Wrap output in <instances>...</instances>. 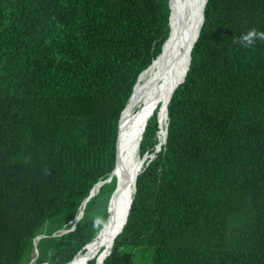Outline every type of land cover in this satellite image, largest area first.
Wrapping results in <instances>:
<instances>
[{
    "label": "trees",
    "instance_id": "obj_1",
    "mask_svg": "<svg viewBox=\"0 0 264 264\" xmlns=\"http://www.w3.org/2000/svg\"><path fill=\"white\" fill-rule=\"evenodd\" d=\"M171 6L0 0V264L35 248L33 264H67L105 225L114 177L71 229L115 167L121 113ZM253 29L264 0L206 1L165 143L156 151V109L138 147L153 157L102 264H264V39L241 42Z\"/></svg>",
    "mask_w": 264,
    "mask_h": 264
},
{
    "label": "bare ground",
    "instance_id": "obj_2",
    "mask_svg": "<svg viewBox=\"0 0 264 264\" xmlns=\"http://www.w3.org/2000/svg\"><path fill=\"white\" fill-rule=\"evenodd\" d=\"M204 2L172 0L168 38L160 54L139 75L119 119L116 162L109 180L115 178V188L108 203V218L85 250L67 264H86L89 260L102 264L123 228L134 194L136 174L144 163L138 154L143 125L148 115L157 109L158 145H162L166 129V105L173 88L187 72L189 51L201 27ZM99 187L95 186L92 193H96ZM82 209L80 207L78 214Z\"/></svg>",
    "mask_w": 264,
    "mask_h": 264
},
{
    "label": "water",
    "instance_id": "obj_3",
    "mask_svg": "<svg viewBox=\"0 0 264 264\" xmlns=\"http://www.w3.org/2000/svg\"><path fill=\"white\" fill-rule=\"evenodd\" d=\"M206 1H207V0H205V2H204V4H203V9H202V21H203V11H204V7H205V4H206ZM201 25H202V22H201ZM199 30H200V29H199ZM198 34H199V32H198ZM198 34H197V36H196V38H195V40H194V42H193V44H192V46H191V48H190L189 56H188V63H187V68H186V70H188L189 63H190V52H191V49H192L194 43H195L196 40H197ZM186 73H187V72H186ZM186 73H185L184 78L182 79V81H181L180 83H178L177 85H175V87L173 88V90H172V92H171V95H170V97H169V100H170V98H171L173 92L176 90V88H177V87H178V86L184 81L185 76H186ZM169 100H168V102H169ZM168 102H167V104H168ZM165 114H166V119H167V105H166ZM166 133H167V123H166V129H165V138H164V142L162 143V145L165 143ZM141 137H142V136H141ZM140 140H141V138H140ZM160 147H161V145H160V146L158 145V147H156V151H159V150H160ZM142 158L144 159V162H145L146 157L144 156V157H142ZM143 167H144V165L142 166V168H143ZM142 168H141V170H142ZM113 170H114V169H113ZM141 170H140V171H141ZM140 171H139V172H140ZM139 172L136 174V177H137V175L139 174ZM112 174H113V171H112V173L110 174V176H109V178H108L107 180L100 181V182L96 183L94 186H101V185H103L104 183H108L109 180H110V178H111V176H112ZM135 180H136V178H135ZM94 186H93V188H94ZM93 188H92V189H93ZM92 189H91V191H90L89 196L83 201V203H82L81 206H80V207H82L83 209H84L85 204L87 203V201H88L92 196H94V194H95V193H92ZM134 190H135V186H134ZM132 199H133V197H132ZM132 199H131L130 204H129V208H128V211H127V216H128V212H129V209H130V205H131ZM79 209H80V208H79ZM83 209H82L81 213H80V214H77V216L75 217V219H74V221H73L74 226H75V224L77 223V221L82 217ZM126 220H127V217H126ZM126 220H125L124 224L126 223ZM123 226H124V225H123ZM121 230H122V229H121ZM120 232H121V231H120ZM41 237H43V236H38L36 239L38 240V239H40ZM34 245H35V244H34ZM85 246H86V245H85ZM84 248H85V247H84ZM84 248H83V249H84ZM108 254H109V253H108ZM108 254H107V255H108ZM36 256H37V251H36V248H35V257L32 258L28 264H33V262H34L35 259H36ZM105 258H106V257H105ZM105 258H104V259H105ZM102 262H103V261H102Z\"/></svg>",
    "mask_w": 264,
    "mask_h": 264
},
{
    "label": "clouds",
    "instance_id": "obj_4",
    "mask_svg": "<svg viewBox=\"0 0 264 264\" xmlns=\"http://www.w3.org/2000/svg\"><path fill=\"white\" fill-rule=\"evenodd\" d=\"M257 38L264 39V32H257L253 29L241 37V42L245 45H251Z\"/></svg>",
    "mask_w": 264,
    "mask_h": 264
},
{
    "label": "rangeland",
    "instance_id": "obj_5",
    "mask_svg": "<svg viewBox=\"0 0 264 264\" xmlns=\"http://www.w3.org/2000/svg\"><path fill=\"white\" fill-rule=\"evenodd\" d=\"M144 156L146 157V159H145V162L143 163V164H145L151 157H153V154L152 153H146V154H144ZM143 156V157H144ZM141 157V156H140ZM141 159H142V157H141ZM33 258L35 257V251H34V253H33ZM34 263V262H33Z\"/></svg>",
    "mask_w": 264,
    "mask_h": 264
},
{
    "label": "built area",
    "instance_id": "obj_6",
    "mask_svg": "<svg viewBox=\"0 0 264 264\" xmlns=\"http://www.w3.org/2000/svg\"><path fill=\"white\" fill-rule=\"evenodd\" d=\"M73 228H74V224L72 225L71 229H73ZM67 231H68V230H65V229H63V230L59 231V233H58V234L65 233V232H67Z\"/></svg>",
    "mask_w": 264,
    "mask_h": 264
}]
</instances>
